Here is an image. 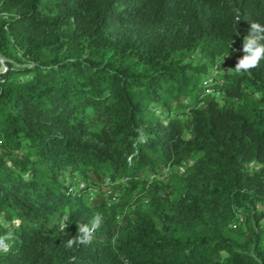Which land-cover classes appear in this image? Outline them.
Returning <instances> with one entry per match:
<instances>
[{
	"label": "trees",
	"instance_id": "1",
	"mask_svg": "<svg viewBox=\"0 0 264 264\" xmlns=\"http://www.w3.org/2000/svg\"><path fill=\"white\" fill-rule=\"evenodd\" d=\"M254 23L264 0H0V264H264Z\"/></svg>",
	"mask_w": 264,
	"mask_h": 264
},
{
	"label": "rangeland",
	"instance_id": "2",
	"mask_svg": "<svg viewBox=\"0 0 264 264\" xmlns=\"http://www.w3.org/2000/svg\"><path fill=\"white\" fill-rule=\"evenodd\" d=\"M192 54L193 55L191 56V58L193 59L192 63L194 65H196L199 62L201 63V60L205 59L203 55H198V53H196V52H194ZM0 59H2V58H0ZM232 63H233V58L230 54H220L216 57L215 61L210 64V66L207 69V73L213 76V75H217V74H222L225 71L227 72L228 69L230 70V68L232 70ZM185 168H186V165L179 166V168L177 170V175H183L185 173ZM173 177L174 176L169 175L167 181L173 182L172 181ZM122 194L124 195V191L122 192ZM131 196L133 197V199L137 198V203L141 204L144 207H147V205H148L147 198L145 197V195L140 190H136V191L132 192ZM126 197H128V195H126L125 197L119 198V199L116 197L113 201L123 202L124 198H126ZM257 208H258V210L264 211V203H258ZM239 216H241V215H239ZM98 217L99 216L97 215L96 218L98 219ZM262 223L264 225V218L262 219ZM10 235L11 234H6V236H10ZM0 247L6 248V244L5 243L0 244Z\"/></svg>",
	"mask_w": 264,
	"mask_h": 264
},
{
	"label": "clouds",
	"instance_id": "3",
	"mask_svg": "<svg viewBox=\"0 0 264 264\" xmlns=\"http://www.w3.org/2000/svg\"><path fill=\"white\" fill-rule=\"evenodd\" d=\"M252 29L264 31L261 29L259 24H253ZM264 35H257L255 38L246 37L244 39V43L242 46V51L245 55L238 60L235 66V71L237 73H243L250 71L251 68L258 66L259 61L264 58ZM80 231L82 233H87L88 228L86 226H82ZM76 241L74 239H70L68 241V246L71 247Z\"/></svg>",
	"mask_w": 264,
	"mask_h": 264
},
{
	"label": "built area",
	"instance_id": "4",
	"mask_svg": "<svg viewBox=\"0 0 264 264\" xmlns=\"http://www.w3.org/2000/svg\"><path fill=\"white\" fill-rule=\"evenodd\" d=\"M181 165H186V163H182ZM167 174H168V172L166 171V173L165 174H163L162 176H159L158 178H160V179H164L166 176H167ZM151 178H154L153 176L151 177ZM108 193H111V190L109 189L108 190ZM116 197L115 196H113V198H112V200H114ZM97 221V220H96ZM93 227V226H92ZM5 242H4V240H3V238H0V244H4Z\"/></svg>",
	"mask_w": 264,
	"mask_h": 264
},
{
	"label": "water",
	"instance_id": "5",
	"mask_svg": "<svg viewBox=\"0 0 264 264\" xmlns=\"http://www.w3.org/2000/svg\"><path fill=\"white\" fill-rule=\"evenodd\" d=\"M1 60V62L4 64V60L3 59H0ZM97 225V221H95L94 223H93V227H95Z\"/></svg>",
	"mask_w": 264,
	"mask_h": 264
}]
</instances>
